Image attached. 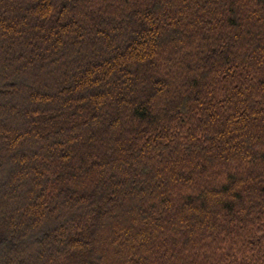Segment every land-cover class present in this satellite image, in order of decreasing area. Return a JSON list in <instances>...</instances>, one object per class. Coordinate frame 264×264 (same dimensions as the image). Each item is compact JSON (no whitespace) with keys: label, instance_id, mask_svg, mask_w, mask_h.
<instances>
[{"label":"trees","instance_id":"1","mask_svg":"<svg viewBox=\"0 0 264 264\" xmlns=\"http://www.w3.org/2000/svg\"><path fill=\"white\" fill-rule=\"evenodd\" d=\"M0 264H264V0H0Z\"/></svg>","mask_w":264,"mask_h":264}]
</instances>
